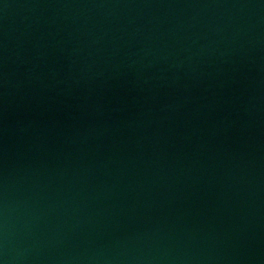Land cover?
<instances>
[{
	"label": "water",
	"instance_id": "obj_1",
	"mask_svg": "<svg viewBox=\"0 0 264 264\" xmlns=\"http://www.w3.org/2000/svg\"><path fill=\"white\" fill-rule=\"evenodd\" d=\"M0 264H264V0H0Z\"/></svg>",
	"mask_w": 264,
	"mask_h": 264
}]
</instances>
